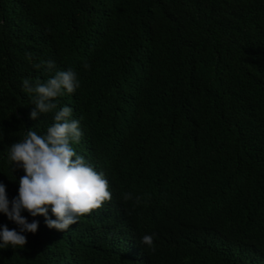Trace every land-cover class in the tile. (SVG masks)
Here are the masks:
<instances>
[{
    "label": "trees",
    "instance_id": "trees-1",
    "mask_svg": "<svg viewBox=\"0 0 264 264\" xmlns=\"http://www.w3.org/2000/svg\"><path fill=\"white\" fill-rule=\"evenodd\" d=\"M42 61L54 70L34 67ZM69 68L80 87L32 119L23 80ZM63 106L118 221L84 215L58 231L24 211L38 230L0 249V264H264V0H0L9 200L24 175L11 144L29 128L44 135ZM0 225L18 230L3 213ZM153 233L155 251L140 243Z\"/></svg>",
    "mask_w": 264,
    "mask_h": 264
},
{
    "label": "clouds",
    "instance_id": "clouds-1",
    "mask_svg": "<svg viewBox=\"0 0 264 264\" xmlns=\"http://www.w3.org/2000/svg\"><path fill=\"white\" fill-rule=\"evenodd\" d=\"M26 56L30 59L31 53H26ZM83 66L90 68L87 62ZM34 67L51 72L55 63L42 61ZM79 87L80 80L71 68L55 71L44 83L24 79L23 90L32 97L35 106L30 117L37 119L41 114L53 112L57 109V104L53 102L56 98L65 93H75ZM72 114V107L63 106L55 111L54 123L44 135H38L29 128L22 140L11 144L7 158L13 164V172L23 169L24 175L19 178L18 195L11 200L6 185L0 182V213L18 227L17 230L0 225V249H22L27 243L24 233L37 232L39 221L33 219L29 222L22 215L24 211L32 217L44 216L46 226L58 231H66L84 215L88 220L109 218L112 222L118 221L117 205L109 181L103 172H97L72 147L73 143H79L83 135L80 121L72 119ZM123 199L128 201L132 196L125 193ZM139 200L136 197L137 203ZM154 236L155 233L145 234L140 243L155 251Z\"/></svg>",
    "mask_w": 264,
    "mask_h": 264
}]
</instances>
